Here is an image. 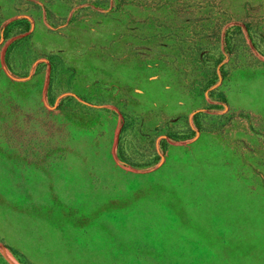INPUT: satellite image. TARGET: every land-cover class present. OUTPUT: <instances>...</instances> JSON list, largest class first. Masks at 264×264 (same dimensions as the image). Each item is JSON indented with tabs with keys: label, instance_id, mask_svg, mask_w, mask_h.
<instances>
[{
	"label": "rangeland",
	"instance_id": "rangeland-1",
	"mask_svg": "<svg viewBox=\"0 0 264 264\" xmlns=\"http://www.w3.org/2000/svg\"><path fill=\"white\" fill-rule=\"evenodd\" d=\"M0 264H264V0H0Z\"/></svg>",
	"mask_w": 264,
	"mask_h": 264
}]
</instances>
